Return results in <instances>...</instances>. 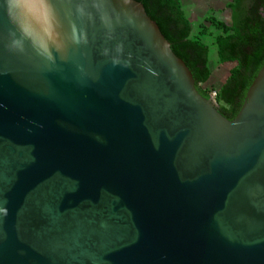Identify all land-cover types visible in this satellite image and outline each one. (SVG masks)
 <instances>
[{
    "label": "water",
    "instance_id": "obj_1",
    "mask_svg": "<svg viewBox=\"0 0 264 264\" xmlns=\"http://www.w3.org/2000/svg\"><path fill=\"white\" fill-rule=\"evenodd\" d=\"M123 7L129 67L90 28L50 69L0 16V264H264V65L229 120Z\"/></svg>",
    "mask_w": 264,
    "mask_h": 264
},
{
    "label": "trees",
    "instance_id": "obj_2",
    "mask_svg": "<svg viewBox=\"0 0 264 264\" xmlns=\"http://www.w3.org/2000/svg\"><path fill=\"white\" fill-rule=\"evenodd\" d=\"M143 4L148 16L157 23L173 52L185 62L193 74L199 92L215 100L219 112L233 120L245 100L246 93L264 65V0H234L228 5L231 25L213 15L206 21L219 32L215 39L218 61L236 63L220 89L204 90L211 77L209 47L193 38V24L186 17L182 0H136ZM202 33L206 27L201 25Z\"/></svg>",
    "mask_w": 264,
    "mask_h": 264
},
{
    "label": "clouds",
    "instance_id": "obj_3",
    "mask_svg": "<svg viewBox=\"0 0 264 264\" xmlns=\"http://www.w3.org/2000/svg\"><path fill=\"white\" fill-rule=\"evenodd\" d=\"M126 6L131 0H0V16L8 23L5 46L16 54H31L45 62L50 69H58L60 62L69 59L72 46L90 42V28L102 32L107 44L101 55L114 67H129L132 53L127 52L123 40H117V29L134 25L135 16ZM86 76L83 65H77Z\"/></svg>",
    "mask_w": 264,
    "mask_h": 264
},
{
    "label": "rangeland",
    "instance_id": "obj_4",
    "mask_svg": "<svg viewBox=\"0 0 264 264\" xmlns=\"http://www.w3.org/2000/svg\"><path fill=\"white\" fill-rule=\"evenodd\" d=\"M234 0H182L186 17L193 24V38L201 39L210 49L208 66L211 77L208 82L202 85L204 90L220 89L229 76L230 70L236 63L221 64L218 61L215 39L219 32L216 31L206 18L213 15L217 19L231 25V11L228 5ZM206 27L202 33L201 25ZM211 98L212 95H211Z\"/></svg>",
    "mask_w": 264,
    "mask_h": 264
},
{
    "label": "built area",
    "instance_id": "obj_5",
    "mask_svg": "<svg viewBox=\"0 0 264 264\" xmlns=\"http://www.w3.org/2000/svg\"><path fill=\"white\" fill-rule=\"evenodd\" d=\"M216 95H217V92H213V93H212V97H213L214 99H215Z\"/></svg>",
    "mask_w": 264,
    "mask_h": 264
}]
</instances>
